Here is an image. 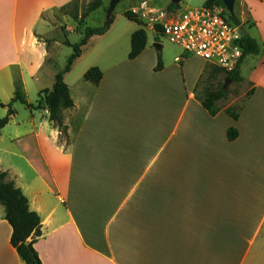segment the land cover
<instances>
[{
	"label": "crops",
	"instance_id": "0c3cea01",
	"mask_svg": "<svg viewBox=\"0 0 264 264\" xmlns=\"http://www.w3.org/2000/svg\"><path fill=\"white\" fill-rule=\"evenodd\" d=\"M75 1L0 0V118L17 78L31 104L52 88L66 63L57 53L68 58L65 41L82 35L53 13ZM246 2L259 51L239 64L246 91L230 110L236 118L222 102L214 116L202 106L195 57L147 37L129 59L131 34L143 28L129 20L92 35L63 75L73 100L63 111L67 143L46 107L12 104L0 171L40 217L33 247L42 264H264V0ZM92 66L98 84L83 79ZM11 233L0 205V264H25Z\"/></svg>",
	"mask_w": 264,
	"mask_h": 264
},
{
	"label": "trees",
	"instance_id": "16d2710c",
	"mask_svg": "<svg viewBox=\"0 0 264 264\" xmlns=\"http://www.w3.org/2000/svg\"><path fill=\"white\" fill-rule=\"evenodd\" d=\"M101 5L102 0H91L87 6V10L94 11ZM201 6L210 9H220L230 22L236 25L239 23L234 16L227 12L223 0H204ZM176 9H179L178 3L169 2L167 11H174ZM123 16L127 20L135 22L143 27L135 30L130 37L128 58L134 59L143 51L147 42V35L144 30L145 24L132 10H124ZM73 18L76 19L77 15H73ZM112 22L113 18H110L103 27H85L81 38L76 43L71 44L65 41V44L72 48V52L68 56L63 69L56 73L52 88L43 89L38 93L36 104L27 102L22 90V84L17 78L15 80L14 95L6 105L8 108L7 115L0 118V128L5 126L10 116L14 114L12 104L15 102L24 104L29 109L46 107L49 112V120L60 132L61 140L63 139L67 143V126H65L63 121V111L73 107V100L70 96L69 88L63 80V75L70 70L74 60L80 56L81 49L87 43V40L92 35H101L105 33ZM154 30L155 33L160 35L161 30L158 25L154 26ZM239 46L242 50L241 61L245 56L255 55L259 51V45L256 40L246 33L241 36ZM238 68L239 65L235 70L228 72L224 80L229 78L231 82L239 81L240 76ZM160 69H162V60L160 53H157V63L154 70L158 71ZM83 79L93 84H98L102 79V71L98 67L92 66L85 71ZM226 97L227 90L224 91L222 85L217 91L205 93L201 98V104L211 116H214L221 109V102L225 100ZM226 112L233 118L237 117V115L232 113L229 109H227ZM237 135L238 131L236 128L230 127L227 130V137L229 140L235 139ZM0 205L3 206L5 210V219L12 228L10 243L16 249L18 255L25 264H42L33 247L35 238L39 237L42 233L40 217L36 212L29 209L27 198L22 191L15 186L14 181L5 171H0Z\"/></svg>",
	"mask_w": 264,
	"mask_h": 264
},
{
	"label": "rangeland",
	"instance_id": "374dc122",
	"mask_svg": "<svg viewBox=\"0 0 264 264\" xmlns=\"http://www.w3.org/2000/svg\"><path fill=\"white\" fill-rule=\"evenodd\" d=\"M91 0H76L70 6L66 8H62L61 13H53V17L56 19H61L62 16L69 17L67 20L70 22L71 31L75 34H82L85 27H103L110 18H113V26L112 32L117 33L125 28V24H127V19L123 16L122 11L124 10H132L135 9L138 13L140 11L137 8H140L144 4L147 8H152L156 10H165L167 11V6L169 2L172 0H120L116 6L114 11L107 16V11L110 6V0H102V5L94 11H88L87 6ZM204 0H180L178 2L179 9L176 11H182L188 7H200ZM234 16V18L239 22L237 25L241 29V36L245 34L247 31L250 33V29L253 25L251 18L249 16L248 5L246 0H235L233 5V12L230 13ZM73 15H77V18L74 19ZM143 23L145 24L146 35L148 37V42L153 41V37H155L156 41H160V44L164 46V52H171L173 55L177 52H180L181 49L176 45L170 43L167 39L155 33L154 26L155 23L151 22L148 19L141 18ZM65 27V25H64ZM71 39H75L74 36H71ZM116 52H123L122 48H115ZM158 52V51H156ZM192 58L193 60V68H199L202 65L204 70L199 75V81L197 85V96H203L207 92L217 91L224 84V78L227 73L221 71L214 65L210 63L204 62L201 58L196 56H191L187 54V57ZM66 56H64V52H58L56 55V62L58 65H63L64 61H66ZM192 71L194 73L195 71ZM204 72V73H203ZM76 76V73H74ZM230 82L227 87V97L222 101V105L229 108V110L236 111L237 108L242 104L244 100V90L241 87V83ZM258 241H264V232L258 235Z\"/></svg>",
	"mask_w": 264,
	"mask_h": 264
},
{
	"label": "built area",
	"instance_id": "2783aa9c",
	"mask_svg": "<svg viewBox=\"0 0 264 264\" xmlns=\"http://www.w3.org/2000/svg\"><path fill=\"white\" fill-rule=\"evenodd\" d=\"M133 12L160 27V36L179 47L185 54L201 58L228 73L237 68L242 58L239 46L241 29L230 22L220 9L204 6L182 11L156 10L140 6ZM182 60V57H179Z\"/></svg>",
	"mask_w": 264,
	"mask_h": 264
},
{
	"label": "water",
	"instance_id": "95a60500",
	"mask_svg": "<svg viewBox=\"0 0 264 264\" xmlns=\"http://www.w3.org/2000/svg\"><path fill=\"white\" fill-rule=\"evenodd\" d=\"M119 1H120V0H110V6H109L108 11H107V16H109L110 13H111L112 11H114L115 6H116V4H117ZM179 1H180V0H172V2H174V3H178ZM234 1H235V0H223L226 10H228L230 13L233 12ZM230 82H231V81H230L229 78H226V79L224 80V84H223V90H224V91L227 89V87H228V85L230 84Z\"/></svg>",
	"mask_w": 264,
	"mask_h": 264
}]
</instances>
